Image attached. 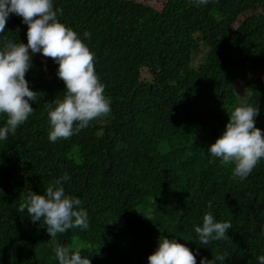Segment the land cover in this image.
<instances>
[{"label": "trees", "instance_id": "obj_1", "mask_svg": "<svg viewBox=\"0 0 264 264\" xmlns=\"http://www.w3.org/2000/svg\"><path fill=\"white\" fill-rule=\"evenodd\" d=\"M54 7L81 38L91 33L84 42L111 111L51 142L48 106L66 86L52 58L33 56L26 79L43 94L16 134L0 141V264H58L47 225L33 223L24 203L66 171V191L81 199L90 226L58 234L55 243L74 246L92 264H148L162 237L209 260L258 264L264 160L240 180L234 165L207 150L242 103L259 108L264 132V0L200 7L193 0H54ZM27 30L12 15L5 35L26 44ZM208 211L231 222L230 240L199 244L194 227Z\"/></svg>", "mask_w": 264, "mask_h": 264}, {"label": "clouds", "instance_id": "obj_2", "mask_svg": "<svg viewBox=\"0 0 264 264\" xmlns=\"http://www.w3.org/2000/svg\"><path fill=\"white\" fill-rule=\"evenodd\" d=\"M193 2L200 7L210 0ZM12 15L21 17L27 25L26 44L5 35ZM59 15L62 10L54 7V0H0V117H7L0 126V141L16 134L35 110L31 102L38 103V97L43 94L32 90L26 79L36 54L53 59L58 65L57 76L66 86L63 98L48 106L51 142L69 139L111 111V98L105 95V85L95 71V54L84 42L91 39V33L86 31L81 38L61 22ZM258 115L259 108L251 103L235 107L225 130L207 150L221 164L234 165L233 176L240 180L247 179L264 160V132L256 126ZM70 180L71 175L66 171L42 194L29 191L24 208L33 223L43 220L47 225L58 264H92L89 256L82 255L74 246L55 243L58 234L76 228L87 230L90 226L89 213L82 207L81 199L66 191L65 183ZM207 207L212 208L211 201ZM230 229L231 222L218 220L212 211L206 212L202 224L194 227L200 245L230 240ZM198 256L199 264H224L226 258L216 255L209 260L200 254L199 248L193 251L176 238L162 237L148 257V264H197ZM257 260L258 264H264V255Z\"/></svg>", "mask_w": 264, "mask_h": 264}, {"label": "rangeland", "instance_id": "obj_3", "mask_svg": "<svg viewBox=\"0 0 264 264\" xmlns=\"http://www.w3.org/2000/svg\"><path fill=\"white\" fill-rule=\"evenodd\" d=\"M197 63H198V62H197ZM197 63H195V65H196ZM243 91L245 92V89H244Z\"/></svg>", "mask_w": 264, "mask_h": 264}]
</instances>
